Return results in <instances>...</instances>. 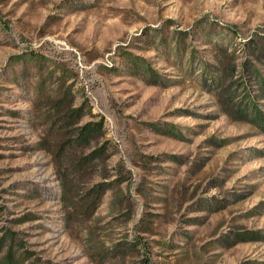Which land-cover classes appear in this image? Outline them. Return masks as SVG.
<instances>
[{
    "label": "rangeland",
    "instance_id": "obj_1",
    "mask_svg": "<svg viewBox=\"0 0 264 264\" xmlns=\"http://www.w3.org/2000/svg\"><path fill=\"white\" fill-rule=\"evenodd\" d=\"M256 34L264 0H0V264H264V133L199 78Z\"/></svg>",
    "mask_w": 264,
    "mask_h": 264
},
{
    "label": "trees",
    "instance_id": "obj_2",
    "mask_svg": "<svg viewBox=\"0 0 264 264\" xmlns=\"http://www.w3.org/2000/svg\"><path fill=\"white\" fill-rule=\"evenodd\" d=\"M203 30V25L199 23L191 34L192 38L196 35L203 36ZM183 35L180 32H174L171 38L173 48L167 49L166 34L157 31L151 34V39L159 38L160 45L173 55L175 64L181 70L190 69L193 61L192 52L185 58V39L188 36ZM211 59L213 62L202 60L200 63L201 87L214 97L216 105L228 118L249 124L264 133V37L256 34L244 40L240 38V41L231 48H217L211 55ZM183 61L185 66L182 64ZM68 94L69 92H65V97ZM65 97L59 101L60 107L66 100ZM80 112V108L74 109L71 117H77ZM76 119L73 120L74 123ZM101 127L100 121L86 122L79 128L77 137L89 144L94 133L101 131ZM94 153L96 151L90 155ZM112 183L114 182H103L94 190H90V195L95 193L94 205L98 204L99 198Z\"/></svg>",
    "mask_w": 264,
    "mask_h": 264
}]
</instances>
